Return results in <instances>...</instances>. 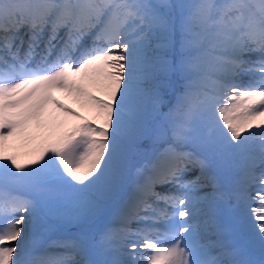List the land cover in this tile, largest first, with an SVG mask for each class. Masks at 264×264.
I'll return each mask as SVG.
<instances>
[{"label": "snow or ice", "instance_id": "snow-or-ice-1", "mask_svg": "<svg viewBox=\"0 0 264 264\" xmlns=\"http://www.w3.org/2000/svg\"><path fill=\"white\" fill-rule=\"evenodd\" d=\"M0 264H264V0H0Z\"/></svg>", "mask_w": 264, "mask_h": 264}, {"label": "bare ground", "instance_id": "bare-ground-1", "mask_svg": "<svg viewBox=\"0 0 264 264\" xmlns=\"http://www.w3.org/2000/svg\"><path fill=\"white\" fill-rule=\"evenodd\" d=\"M55 95H56V97H57L58 99H60V100L66 105V106H68V107L74 109V110L77 111V112H80L79 105L76 104V103H73V102H72V103H69V102L67 101V99H66V98L69 99V97H67L66 94L63 93V95H61L60 93H56Z\"/></svg>", "mask_w": 264, "mask_h": 264}, {"label": "rangeland", "instance_id": "rangeland-1", "mask_svg": "<svg viewBox=\"0 0 264 264\" xmlns=\"http://www.w3.org/2000/svg\"><path fill=\"white\" fill-rule=\"evenodd\" d=\"M59 93V92H58ZM61 95H63V93H60ZM67 99V101L69 102V103H72L73 101H72V99L71 98H66ZM74 103V102H73ZM79 109H80V113L82 114V115H87V113L83 110V109H81V107L79 106Z\"/></svg>", "mask_w": 264, "mask_h": 264}]
</instances>
